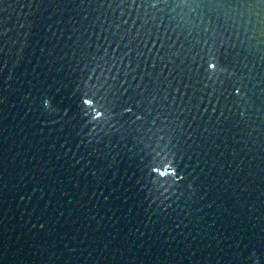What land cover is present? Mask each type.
Masks as SVG:
<instances>
[{
  "label": "water",
  "instance_id": "obj_1",
  "mask_svg": "<svg viewBox=\"0 0 264 264\" xmlns=\"http://www.w3.org/2000/svg\"><path fill=\"white\" fill-rule=\"evenodd\" d=\"M0 264H264V0H0Z\"/></svg>",
  "mask_w": 264,
  "mask_h": 264
}]
</instances>
